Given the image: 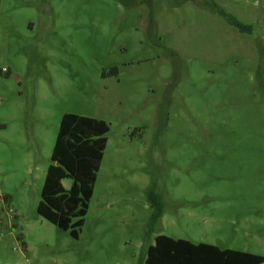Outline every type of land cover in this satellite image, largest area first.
<instances>
[{"label": "rangeland", "instance_id": "374dc122", "mask_svg": "<svg viewBox=\"0 0 264 264\" xmlns=\"http://www.w3.org/2000/svg\"><path fill=\"white\" fill-rule=\"evenodd\" d=\"M68 114L109 125L78 240L37 214ZM0 125V264H145L158 235L264 256V0H0Z\"/></svg>", "mask_w": 264, "mask_h": 264}, {"label": "trees", "instance_id": "16d2710c", "mask_svg": "<svg viewBox=\"0 0 264 264\" xmlns=\"http://www.w3.org/2000/svg\"><path fill=\"white\" fill-rule=\"evenodd\" d=\"M226 20L241 32L250 31L233 16L220 11ZM118 73L113 68L107 76ZM103 75V76H104ZM0 125V128H4ZM109 125L91 117L64 115L53 147L51 162L41 191L37 214L78 240L85 224L89 203L107 144ZM72 180L69 190L62 181ZM5 200L8 197L4 198ZM151 209L146 235H151L160 224L164 202L153 185L147 193ZM145 264H264V256L243 251L221 249L206 243H192L158 235L146 251Z\"/></svg>", "mask_w": 264, "mask_h": 264}]
</instances>
